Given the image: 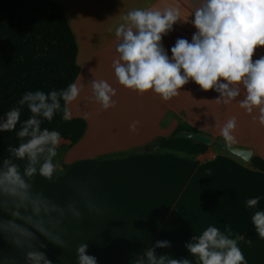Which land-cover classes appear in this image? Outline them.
Instances as JSON below:
<instances>
[{
	"label": "crops",
	"instance_id": "1",
	"mask_svg": "<svg viewBox=\"0 0 264 264\" xmlns=\"http://www.w3.org/2000/svg\"><path fill=\"white\" fill-rule=\"evenodd\" d=\"M64 12L74 33L82 91L69 105L72 118H83L88 127L76 144L62 139L57 161L64 175L52 184L36 177L34 186L62 207L75 203L84 213L77 222L69 213L59 226L71 246L61 249L36 233L39 243L70 264H76V247L85 241L88 255L98 264H138L146 248L156 241H170L171 247L156 249L157 255L192 259L186 243L209 226L224 231L231 226L242 239L238 246L248 264H264V240L247 237L254 229V210L246 201L260 196L256 210H264V172L239 157L216 147L200 155H188L150 145L173 134L179 125L224 141L221 129L235 117V147L252 149L264 159V125L239 107L237 101L223 104L219 93L204 91L190 81L180 95L164 102L157 95L143 96L125 89L112 67L118 58L115 28L135 8L177 6L181 18L163 45L171 56L177 39L191 42L194 0H48ZM264 56L255 50L253 60ZM105 80L115 90L114 108L103 110L95 101L91 83ZM243 95L238 99H242ZM139 121L137 131L130 125ZM225 142V141H224ZM101 209L89 214L87 203ZM30 230L34 231V229ZM80 235L72 240L73 233Z\"/></svg>",
	"mask_w": 264,
	"mask_h": 264
},
{
	"label": "clouds",
	"instance_id": "2",
	"mask_svg": "<svg viewBox=\"0 0 264 264\" xmlns=\"http://www.w3.org/2000/svg\"><path fill=\"white\" fill-rule=\"evenodd\" d=\"M191 16L197 29L191 42L177 39L169 56L162 41L183 20L180 8L170 5L163 9L145 7L128 11L115 28L118 58L112 67L117 82L141 96L151 93L169 102L192 81L204 91L219 93L216 100L225 105L237 101L247 113L256 111L253 120L264 125V56L253 60L255 50L264 47V0H194ZM91 87L103 110L115 107L116 90L107 81L94 79ZM81 91L77 82L49 93L28 91L17 107L0 117V133L15 131L19 141L17 146L10 145L7 158L0 160V236L14 249L0 258V264H52L36 249L33 243L37 240L36 233L61 249L71 246V240L59 226L69 213L77 222L83 220L84 213L74 202L62 207L38 190L34 181L41 177L54 184L64 175L56 159L61 133L42 125L45 121L51 123L57 115L70 122L69 105L80 97ZM241 95L243 98L238 99ZM25 106L31 115L21 121ZM138 124L139 121H134L130 131L136 132ZM236 126L233 117L221 129L227 144L236 143L233 135ZM260 199V196L248 199L246 207L254 210L251 221L259 239L264 240V210H256ZM86 207L89 214L101 213L91 202ZM79 235L76 231L71 239ZM240 239L230 225L224 231L209 226L185 247L195 264H248L238 246ZM85 241L75 249L76 264H98L94 256L86 254ZM169 247L170 241H156L144 250L138 264H193L192 259L157 255L156 249Z\"/></svg>",
	"mask_w": 264,
	"mask_h": 264
},
{
	"label": "trees",
	"instance_id": "3",
	"mask_svg": "<svg viewBox=\"0 0 264 264\" xmlns=\"http://www.w3.org/2000/svg\"><path fill=\"white\" fill-rule=\"evenodd\" d=\"M78 45L63 10L48 0H0V117L18 106V101L28 92L37 90L49 93L61 90L76 82L80 67L77 63ZM25 106L21 121L30 117ZM42 127L61 133L62 139L78 143L86 133L88 123L83 118L64 121L57 115ZM19 125L17 126V131ZM180 131H195L179 125L173 134L161 139L166 150L188 155H200L209 146L187 138H176ZM19 143L16 132L0 133V160L7 158V148ZM251 165L264 172V159L253 156ZM255 229L246 236H256ZM52 264H70L50 249L33 242ZM14 251L12 245L0 236V258Z\"/></svg>",
	"mask_w": 264,
	"mask_h": 264
},
{
	"label": "water",
	"instance_id": "4",
	"mask_svg": "<svg viewBox=\"0 0 264 264\" xmlns=\"http://www.w3.org/2000/svg\"><path fill=\"white\" fill-rule=\"evenodd\" d=\"M175 137L176 138H187V139H191L197 143H200V144H203L209 147H216L218 149L223 150L224 152H227V153H230V154H233L239 157L240 159H242L244 163H249L253 157L252 149L235 147L233 145L227 144L224 141L214 139L212 136L207 135L202 132L180 131L175 134ZM161 147H162V142L160 140L150 145L151 149L161 148Z\"/></svg>",
	"mask_w": 264,
	"mask_h": 264
},
{
	"label": "rangeland",
	"instance_id": "5",
	"mask_svg": "<svg viewBox=\"0 0 264 264\" xmlns=\"http://www.w3.org/2000/svg\"><path fill=\"white\" fill-rule=\"evenodd\" d=\"M212 148H214V147H212Z\"/></svg>",
	"mask_w": 264,
	"mask_h": 264
}]
</instances>
